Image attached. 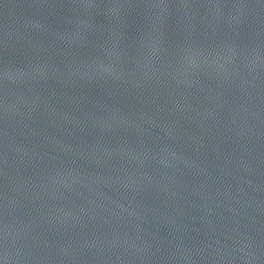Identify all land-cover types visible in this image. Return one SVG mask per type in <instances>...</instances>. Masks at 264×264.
<instances>
[{"label":"water","instance_id":"95a60500","mask_svg":"<svg viewBox=\"0 0 264 264\" xmlns=\"http://www.w3.org/2000/svg\"><path fill=\"white\" fill-rule=\"evenodd\" d=\"M0 264H264V0H0Z\"/></svg>","mask_w":264,"mask_h":264}]
</instances>
